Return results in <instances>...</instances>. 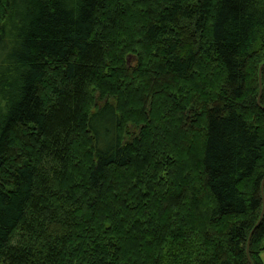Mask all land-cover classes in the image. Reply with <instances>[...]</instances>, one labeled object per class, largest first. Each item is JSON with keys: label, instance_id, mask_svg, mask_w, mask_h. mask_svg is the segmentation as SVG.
<instances>
[{"label": "trees", "instance_id": "1", "mask_svg": "<svg viewBox=\"0 0 264 264\" xmlns=\"http://www.w3.org/2000/svg\"><path fill=\"white\" fill-rule=\"evenodd\" d=\"M262 64L264 0H0V264H250Z\"/></svg>", "mask_w": 264, "mask_h": 264}, {"label": "rangeland", "instance_id": "2", "mask_svg": "<svg viewBox=\"0 0 264 264\" xmlns=\"http://www.w3.org/2000/svg\"><path fill=\"white\" fill-rule=\"evenodd\" d=\"M261 92V91H260ZM258 97H260V93H259V95H258ZM180 156H181V154H180ZM180 159V162L178 161V166L177 167H179L182 171H179L180 173H184L186 176L189 174H192L191 173V167H185L184 166V164L182 163V160L184 159H181V158H179ZM192 179H193V177H191ZM182 185L180 182H176V185ZM199 188V187H198ZM200 190V189H199ZM263 190V189H262ZM197 192V195L196 196H198V193H199V191H196ZM184 194L185 195H176V196H179V197H175L177 200H178V202L180 203L181 201H183L185 198H187V200L190 202V201H193L194 200V197H193V195H192V193H191V189L189 190H186V191H184ZM184 196V197H183ZM199 198H203V194H201L200 193V195H199ZM196 199H198V198H196Z\"/></svg>", "mask_w": 264, "mask_h": 264}, {"label": "water", "instance_id": "3", "mask_svg": "<svg viewBox=\"0 0 264 264\" xmlns=\"http://www.w3.org/2000/svg\"><path fill=\"white\" fill-rule=\"evenodd\" d=\"M263 67H264V64H262V65L260 66V68H259V72H258V79H259V88H260V91H261V72H262ZM257 105H259V97H258V99H257ZM263 109H264V108H263ZM263 185H264V178H263L262 183H261V190L263 189ZM263 213H264V206L262 207V213H261V216H260L258 222L256 223V226L254 227V229L257 227V225H258L259 222L261 221L262 216H263ZM254 229H253V230H254ZM253 230L251 231V233H250V235H249V237H248V243H247V248H246L247 259H248V261H249L250 264H252V263H251L250 258H249V241H250V238H251V236H252V232H253Z\"/></svg>", "mask_w": 264, "mask_h": 264}, {"label": "crops", "instance_id": "4", "mask_svg": "<svg viewBox=\"0 0 264 264\" xmlns=\"http://www.w3.org/2000/svg\"><path fill=\"white\" fill-rule=\"evenodd\" d=\"M260 257H261L262 262L264 263V252L261 253Z\"/></svg>", "mask_w": 264, "mask_h": 264}]
</instances>
